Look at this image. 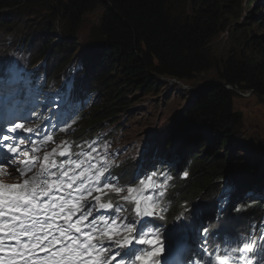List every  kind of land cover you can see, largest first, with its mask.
Returning a JSON list of instances; mask_svg holds the SVG:
<instances>
[{"label": "trees", "instance_id": "obj_1", "mask_svg": "<svg viewBox=\"0 0 264 264\" xmlns=\"http://www.w3.org/2000/svg\"><path fill=\"white\" fill-rule=\"evenodd\" d=\"M96 10L102 16L93 35L84 36L88 47L81 50L80 68L72 71L69 62L79 50L74 33ZM20 28L28 33L21 44L12 43L15 58L0 67V81L22 67L15 60L27 62L28 69L40 64L34 74L42 79L41 91H49L42 95L58 92L68 104L87 105L73 112L74 130L66 138L72 152L58 161L82 159L78 154L89 152L86 141L100 134L104 122L139 97L158 92L161 79L190 84L213 71L220 85L206 86L184 100L183 109L161 128L163 142L153 141L137 171L140 177L131 180L132 161L110 168V173L114 183L128 179L127 185L135 186L150 164L167 166L175 158L174 167L168 166L173 189L163 201L165 218L148 222L153 229L161 227L154 232L165 248L178 233L177 217L205 210L212 217L207 233L221 247L250 238L255 246L251 256H264V191L257 188L264 182V161L251 160L254 164L249 165L242 162L249 157L226 153L242 127L243 116L234 104L241 96L234 89L264 98V0H0V32L10 35L6 32ZM223 33L230 34L236 47L217 62L210 44ZM57 34L61 37L56 40ZM12 41L11 36L0 37V47ZM57 50L66 59L51 56ZM72 95L78 102L73 103ZM94 95L97 101H89ZM62 132L51 133L54 142ZM114 214L109 212V220Z\"/></svg>", "mask_w": 264, "mask_h": 264}, {"label": "snow or ice", "instance_id": "obj_2", "mask_svg": "<svg viewBox=\"0 0 264 264\" xmlns=\"http://www.w3.org/2000/svg\"><path fill=\"white\" fill-rule=\"evenodd\" d=\"M18 130L34 132L24 123L7 129L10 133ZM11 139L9 135L0 137V169L15 166L19 182L5 184L3 175L14 174L0 172V264H116L117 259L119 264H160L165 245L145 220L165 218L163 201L170 176L151 171L137 185L122 186L105 176L107 167L89 162L84 168L85 160L79 158L58 164L57 152L60 156L72 152L66 141L45 150L42 159L35 155L47 143H54L52 135L45 134L39 146L33 144L25 150L20 144L6 143ZM80 155L90 157V153ZM54 168H59L55 180L51 171ZM74 169L80 171L76 173ZM183 175L187 177L188 173ZM148 190L157 195H143ZM110 193L124 203L114 204ZM125 203L134 206L128 209ZM100 210L115 214L110 220L102 216L97 219L94 212ZM125 213L134 215L126 220ZM254 248L250 238L241 237L209 257L207 264H236L237 259L243 264L246 254L253 253ZM246 264L253 262L248 259Z\"/></svg>", "mask_w": 264, "mask_h": 264}, {"label": "rangeland", "instance_id": "obj_3", "mask_svg": "<svg viewBox=\"0 0 264 264\" xmlns=\"http://www.w3.org/2000/svg\"><path fill=\"white\" fill-rule=\"evenodd\" d=\"M102 13L103 12L101 10H96L90 14H87L80 24L79 29L74 33L75 39H79L80 37V40L77 44V48L79 50L75 55H73L74 50L71 54L73 57H71L72 59L69 63L72 65L70 68L72 71L76 66L80 68V58L83 55L82 53H84L88 47L84 36L87 37L88 35H93V28L98 24ZM239 20L241 21V19ZM6 33L10 35H5L0 32V37L3 38L6 36H11L13 41L11 43L5 42L0 47L1 61H9L10 59L15 58V51L13 50L12 43L14 42L18 45L21 44L23 42V36L28 33V30L20 28L17 30V32ZM56 37L57 40L60 39L61 36L60 34H57ZM33 45L37 48H42L39 43L34 42ZM210 47V55L215 61L220 62L221 60H225L231 56L236 44L232 41L230 34L223 33L212 41ZM83 48L84 50L81 53ZM51 56H55L56 59L60 60L66 59L64 52L60 50L55 51L54 54H51ZM20 62H22L21 68H24L27 65V62H23V60H15V64L17 66L20 64ZM39 65L35 66L34 68L37 69ZM215 77L216 75L213 71H211L210 74L206 76V79L200 78L195 82H191L190 84H179V82L174 81L173 79H161L160 81H162L163 88H161L156 93L139 97V100L135 103L131 102L127 109H124L123 112L119 113L116 117H113V119L111 118L109 120L110 122H104L103 129L100 131L99 135L95 136L89 141H86V148L89 151L88 153H90V157L84 156L82 158L85 160L83 167L87 168L89 162L93 165H96L97 167H107L108 171L106 172L105 176L112 177L110 168L128 163L134 158L142 159L143 154H147L150 151V147L153 146L152 142L154 140L159 139L163 142L164 138L162 134H160L162 130L161 128L170 121L173 115L178 114L183 109L182 105L184 104V100L187 102L189 97H192L199 88L204 89L206 86H215L220 84L219 82H216ZM30 81L31 78L26 81V87L29 89ZM40 81H42V79H40ZM234 90L236 91L237 89ZM65 91H67V89ZM133 94L138 95V93L134 91ZM243 94L244 96L241 95V97L235 99L234 102L235 109L243 116L242 127L239 129L236 142L230 144V149L226 153H228V155L240 153V156H243V158H250V161H242L243 163L253 165L254 163L252 161H264V98H259L255 95L248 96L247 93ZM88 100L93 102L97 101L96 95H94V98H88ZM85 107H87V105L82 107V109ZM57 108L58 107L55 105V103H48L44 110L45 112L48 110L47 114H42V118L45 120V122L49 124L52 117L56 118L61 114L60 109L58 110ZM8 116H14V119L8 118ZM17 118L18 114L15 115L13 112L2 115V118H0V130H2L1 134L7 131L5 128L7 127L6 125L8 122L11 120V122H14ZM60 118L61 117H59V119ZM63 129H68V131H63L59 139L55 140L53 144L50 142L47 143L45 145V149L36 153L35 155L42 159L45 150L50 151L52 148H56L58 145H61L62 142L66 141L67 135L74 130L70 124H67ZM27 135V133L19 131L18 133H13L9 136L12 137L11 140H14L20 136L23 137L24 143H22L20 146L21 150H25L30 149V145L36 144V140ZM29 141H31V143H29ZM159 144L161 145V142H159ZM60 157L61 156L59 155V152H57L55 154L57 163L61 161L67 162L70 160V158H68V160L62 159L61 161H58L57 159ZM106 161H112L113 163L106 164ZM164 165L165 164L161 162H159L158 166L149 165L150 170L147 173L158 170L165 176H170L173 178V175H171L169 172L168 166ZM66 166L68 165L66 164ZM58 171H56L54 175ZM74 171L78 173L80 169H74ZM160 179H163V177H160ZM102 181H104V178H102ZM257 188L264 191V182L259 183ZM172 189L173 188L170 185L167 194H169ZM149 191L152 193V196L157 195L156 191ZM95 194L96 193H93V195ZM126 194V192L122 193V195ZM110 195L113 198L114 204L117 202L124 203L122 201H118V198L115 197V194L110 193ZM165 200H167V198ZM124 206L125 208L130 209L134 205L125 203ZM109 212L114 213V211ZM133 215L134 214L132 213H125V219L132 217ZM183 246L184 243H178V246L174 252H172L171 259L176 258V255L179 254V250Z\"/></svg>", "mask_w": 264, "mask_h": 264}, {"label": "bare ground", "instance_id": "obj_4", "mask_svg": "<svg viewBox=\"0 0 264 264\" xmlns=\"http://www.w3.org/2000/svg\"><path fill=\"white\" fill-rule=\"evenodd\" d=\"M79 40H80V37H79ZM77 61H78V60H77ZM3 64H7V60H3L2 62H0V67H1ZM19 69H20V67H19ZM14 71H15V70H14ZM16 72H17V71H16ZM29 79H30V78H29ZM200 90H201V89L199 88L198 91H200ZM198 91H197V92H198ZM197 92H196V93H197ZM56 95H58V92H56ZM193 95H194V94H193ZM67 97H71V96H67ZM73 97H74V96L72 95L71 100L73 99ZM75 97H76V96H75ZM75 97H74V98H75ZM77 98H78V97H77ZM77 98H76V101H77ZM45 99H46V106L48 105V103H51V102H52V98L46 97ZM67 99H68V98H67ZM69 99H70V98H69ZM71 100H70V101H71ZM72 101H73V100H72ZM74 101H75V100H74ZM74 101H73V103L76 102V101H75V102H74ZM77 102H78V101H77ZM82 105H83V104H82ZM84 106H85V105H84ZM84 106H83V107H84ZM68 125H69V124H68ZM79 129H80V128H79ZM77 131H78V130H77ZM79 131H80V130H79ZM52 132H53V131H52ZM52 132H51V133H52ZM77 134H78V133H77ZM146 159H148V158H146ZM143 161H144V159H143ZM169 161H170V160H169ZM136 163H141V162H136ZM135 176H136V174H134V177H135ZM128 182H129L128 179H122V180L120 181V185H122V186H128V185H127ZM129 185H133V183H129ZM133 186H134V185H133ZM223 195H224V194H223ZM263 195H264V193L261 194V196H263ZM220 198H221V199H224V197H221V196H220ZM245 198H246V197H245ZM218 199H219V198H218ZM220 201H223V200H220ZM220 201H219V202H220ZM220 205H221V204H220ZM224 206H225V205H224ZM224 206H223V207H224ZM173 216L175 217V215H173ZM247 216H248V215H247ZM257 216H258V215H257ZM170 217H171V216H170ZM183 217H184V216H183ZM248 217H249V216H248ZM258 217H259V216H258ZM177 218H179V217H177ZM256 218H257V217H256ZM170 219H172V217H171ZM197 219H198V218H197ZM197 219H195L194 223H196V220H197ZM247 219H248V218H247ZM249 220H251V218H250ZM249 220H248V221H249ZM176 222H177V221H176ZM249 222H250V221H249ZM172 223H173V222H172ZM248 226H249V224H248ZM196 228H197V226H196ZM196 228H195V229H196ZM184 245H185V244H184ZM258 248H259V247H258Z\"/></svg>", "mask_w": 264, "mask_h": 264}, {"label": "built area", "instance_id": "obj_5", "mask_svg": "<svg viewBox=\"0 0 264 264\" xmlns=\"http://www.w3.org/2000/svg\"><path fill=\"white\" fill-rule=\"evenodd\" d=\"M226 87H227V88H230V86H226ZM230 89H231V88H230ZM236 93H237L238 95H240V96H241V95H243V96H244V94H243V93H241V92H240V91H238V90H236ZM245 94H246V93H245ZM247 95H248V96H251V95H252V91H251V92H248V93H247ZM248 96H247V97H248Z\"/></svg>", "mask_w": 264, "mask_h": 264}, {"label": "water", "instance_id": "obj_6", "mask_svg": "<svg viewBox=\"0 0 264 264\" xmlns=\"http://www.w3.org/2000/svg\"><path fill=\"white\" fill-rule=\"evenodd\" d=\"M166 80H167V79H166ZM166 80H165V81H166ZM209 85H212V84H209ZM218 85H220V84H218Z\"/></svg>", "mask_w": 264, "mask_h": 264}, {"label": "clouds", "instance_id": "obj_7", "mask_svg": "<svg viewBox=\"0 0 264 264\" xmlns=\"http://www.w3.org/2000/svg\"><path fill=\"white\" fill-rule=\"evenodd\" d=\"M180 84V83H179Z\"/></svg>", "mask_w": 264, "mask_h": 264}]
</instances>
